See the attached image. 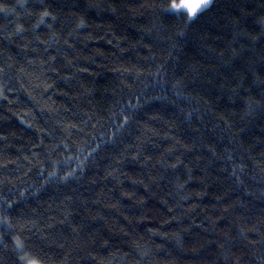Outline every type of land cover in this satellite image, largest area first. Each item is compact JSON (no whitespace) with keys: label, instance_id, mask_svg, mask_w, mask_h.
Instances as JSON below:
<instances>
[{"label":"trees","instance_id":"1","mask_svg":"<svg viewBox=\"0 0 264 264\" xmlns=\"http://www.w3.org/2000/svg\"><path fill=\"white\" fill-rule=\"evenodd\" d=\"M168 3L0 0V264H264V0Z\"/></svg>","mask_w":264,"mask_h":264},{"label":"snow or ice","instance_id":"2","mask_svg":"<svg viewBox=\"0 0 264 264\" xmlns=\"http://www.w3.org/2000/svg\"><path fill=\"white\" fill-rule=\"evenodd\" d=\"M212 3L213 0H170V3L165 6L164 11L166 13H171L174 16L179 15L181 18L186 17L187 19L185 22H187L195 20L197 16L200 15L204 10H207ZM48 15H50V13L47 10L42 13V16ZM41 23H43V20H41ZM80 24L83 25L84 21L81 20ZM133 107H135V105ZM129 119L130 116H124V121H128ZM173 167H175V165H173ZM49 175L54 176L55 173H49ZM65 175L68 176L71 175V173H65ZM16 246L17 248L22 247V244L18 239L16 241ZM20 260L24 262V264H40L37 259L29 258L27 255L20 256Z\"/></svg>","mask_w":264,"mask_h":264}]
</instances>
